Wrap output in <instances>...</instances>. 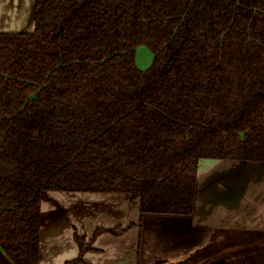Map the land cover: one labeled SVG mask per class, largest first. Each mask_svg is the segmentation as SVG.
I'll use <instances>...</instances> for the list:
<instances>
[{"label":"trees","instance_id":"1","mask_svg":"<svg viewBox=\"0 0 264 264\" xmlns=\"http://www.w3.org/2000/svg\"><path fill=\"white\" fill-rule=\"evenodd\" d=\"M201 160L264 163V0H34L32 31H0V251L12 264H39L46 192L137 195L141 219L190 218ZM210 232L158 236L186 253ZM74 238L67 264L90 250Z\"/></svg>","mask_w":264,"mask_h":264},{"label":"crops","instance_id":"2","mask_svg":"<svg viewBox=\"0 0 264 264\" xmlns=\"http://www.w3.org/2000/svg\"><path fill=\"white\" fill-rule=\"evenodd\" d=\"M33 4L34 0H0V31H32ZM146 58L140 68H146L148 58L152 61V55ZM139 203L128 195L46 192L41 201L39 264L77 259L74 235L88 242L100 229L78 264H264V163L208 160L201 165L190 226L212 232L190 252L171 253L170 243L159 233L163 252L160 246L150 250L148 243L153 242L142 238ZM115 229L123 231H108ZM0 257L7 259L2 251Z\"/></svg>","mask_w":264,"mask_h":264},{"label":"rangeland","instance_id":"3","mask_svg":"<svg viewBox=\"0 0 264 264\" xmlns=\"http://www.w3.org/2000/svg\"><path fill=\"white\" fill-rule=\"evenodd\" d=\"M148 55L151 56L150 51L146 49L145 47H140L137 51V58H136L137 64L141 62L142 57L146 58ZM150 61L151 60L148 58V62L146 61V64H144L145 67L150 66L151 64ZM207 162L208 160L203 161L199 166V170L201 169V165L204 166ZM128 196L139 198V196L137 195H128ZM139 217H140V212H139ZM190 218H192V216ZM190 218L189 217L152 216V215L144 216L142 219L140 217L139 223H140V226H142L143 228L142 238L144 239V241H146V243L153 242V243H148L149 248L150 246L151 248H153L150 250H154L157 246L158 247L160 246L159 249L161 252H163L164 244L157 242V240H159L157 234L164 230H173L176 232H181L182 230L183 231L189 230L192 227L190 226L191 224ZM157 252H158V249H157ZM0 264H9V262L7 259L5 258L1 259L0 257Z\"/></svg>","mask_w":264,"mask_h":264}]
</instances>
